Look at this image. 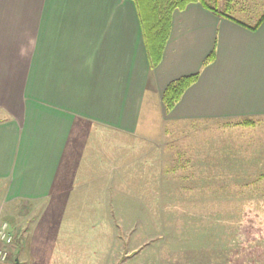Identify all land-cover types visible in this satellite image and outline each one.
<instances>
[{
  "label": "crops",
  "instance_id": "crops-1",
  "mask_svg": "<svg viewBox=\"0 0 264 264\" xmlns=\"http://www.w3.org/2000/svg\"><path fill=\"white\" fill-rule=\"evenodd\" d=\"M235 19L198 2L175 10L151 66L133 0H0L2 203L78 205L107 153L94 139L135 132L146 92L162 98L185 75L198 73L173 108L163 104L174 124L263 118L264 20Z\"/></svg>",
  "mask_w": 264,
  "mask_h": 264
},
{
  "label": "rangeland",
  "instance_id": "rangeland-1",
  "mask_svg": "<svg viewBox=\"0 0 264 264\" xmlns=\"http://www.w3.org/2000/svg\"><path fill=\"white\" fill-rule=\"evenodd\" d=\"M217 8L254 25L264 0ZM243 120L174 124L147 91L135 132L106 146L94 139L107 153L91 162L92 189L77 191L78 205L3 204L0 181V224L13 233L0 264L16 251L18 264H234L246 211L264 233V117ZM247 245H264V234Z\"/></svg>",
  "mask_w": 264,
  "mask_h": 264
},
{
  "label": "trees",
  "instance_id": "trees-1",
  "mask_svg": "<svg viewBox=\"0 0 264 264\" xmlns=\"http://www.w3.org/2000/svg\"><path fill=\"white\" fill-rule=\"evenodd\" d=\"M136 4L137 11L140 17L146 49L148 52L151 66L157 65L163 55L164 47L168 40L171 25L172 15L177 9H184L189 3L198 2L212 12L229 17L237 21L227 11H220L217 8L219 0H133ZM264 20V13L259 18L256 24L250 25L252 29H256ZM240 22V21H237ZM243 24V23H242ZM213 53L210 54L206 62L212 60ZM198 77V73L182 76L176 81L171 82L163 91L162 101L169 110L173 108L176 102L180 99L183 92L190 86ZM2 121V119H0ZM244 124L253 125L254 120L244 119ZM244 223L242 224L239 235L243 240L240 247L230 254L234 264H261L264 261V245H247V241L258 240L264 234L262 227L256 224V217L251 211L244 213ZM8 259V258H7ZM6 259V260H7ZM3 261L4 263L6 262ZM18 251L12 257V264L19 263ZM2 263V262H0Z\"/></svg>",
  "mask_w": 264,
  "mask_h": 264
},
{
  "label": "built area",
  "instance_id": "built-area-1",
  "mask_svg": "<svg viewBox=\"0 0 264 264\" xmlns=\"http://www.w3.org/2000/svg\"><path fill=\"white\" fill-rule=\"evenodd\" d=\"M8 224L7 221H3L0 224V262H3L8 258V246L13 241V233L12 230H9Z\"/></svg>",
  "mask_w": 264,
  "mask_h": 264
}]
</instances>
